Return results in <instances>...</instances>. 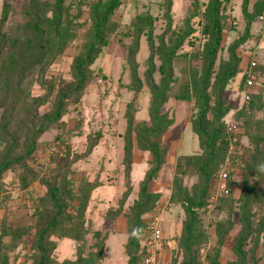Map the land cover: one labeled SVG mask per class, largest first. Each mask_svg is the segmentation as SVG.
<instances>
[{"label":"rangeland","instance_id":"1","mask_svg":"<svg viewBox=\"0 0 264 264\" xmlns=\"http://www.w3.org/2000/svg\"><path fill=\"white\" fill-rule=\"evenodd\" d=\"M30 1L0 0V15L7 2L15 10L9 21L0 27V34H21L18 11L29 6ZM211 1L123 0L108 17L102 33L109 43L90 66L94 76L83 96L78 103L71 102L64 117L41 134L36 151L30 156V168H37L45 179L34 181L27 189L13 171H7L0 180V190L5 192L4 195L0 193V231L4 225L30 226L13 251L11 264L32 263V245L38 230V218H33V214L45 215L53 208L48 185L43 183L47 177L68 196L72 206L68 211H73L79 203L78 197L84 191L82 181L97 183L83 212L86 229L83 239L54 236L58 243L52 255L54 263L62 264L80 256V264H128L126 245L136 225V203L141 185L154 163L151 153L138 149L136 144L130 167L123 162L127 129L124 115L133 95L131 86L139 84L134 73L136 68L142 88L138 90L134 125L149 121L152 97L151 81L147 78L151 68L149 61L155 65L154 84L161 85L170 75L163 76L160 71L159 49L168 53L174 51L168 100L162 108L174 122L160 138L167 152L148 190L161 194L158 205L163 207V257L170 264H180L186 256L184 241L188 222L183 199L186 195L196 199L203 188L199 167L200 161L204 162L200 156L203 150L192 129V121L200 109V93L204 90L214 95L217 90L214 86L216 73L230 60V48L237 40H243L236 49L238 71L221 93L226 105L232 107L223 118L228 147L225 154V145L221 144L224 148L220 146L218 156L207 166L208 187L212 189L222 164L227 160L231 162L234 170L232 192L227 197H220L217 206L209 201L206 210H197V247L200 264H211L214 257L218 258L219 264L237 260L234 248L244 234L243 217L246 215L252 229L244 246L247 264H264V160H260L264 152V142L260 140L264 138V22L260 20L264 14V0H250L246 17L242 12L243 0H220L223 41L211 84L206 89L203 52L209 42L205 28ZM48 2L53 4L56 0ZM107 3L108 0H64L62 28H71L74 37L52 61L49 58V63L34 70L31 94L43 100L38 107V116L53 110L60 86L73 82L74 60L86 52L93 38V9L99 7L98 12H101ZM48 14L52 16L53 12ZM139 16L153 17L155 47L152 51L146 22V32L140 38L139 47L131 53V49H135V23ZM177 44L180 45L175 48ZM249 71L256 76L252 86L245 83ZM51 78L56 81L55 90L50 98H46L47 81ZM208 116L214 120L212 112ZM98 135V144L88 155L89 137ZM54 144L56 151L51 154L49 149ZM2 145L0 140V149ZM70 178L69 184L74 182V187L69 189L65 184ZM246 179L254 187L247 205ZM109 209H113V215H107ZM148 215L152 213L142 217L144 222Z\"/></svg>","mask_w":264,"mask_h":264},{"label":"trees","instance_id":"2","mask_svg":"<svg viewBox=\"0 0 264 264\" xmlns=\"http://www.w3.org/2000/svg\"><path fill=\"white\" fill-rule=\"evenodd\" d=\"M122 1L108 0L107 5L101 12H98L99 7L93 9V18L95 20L93 38L86 52L74 60V80L67 85L59 87L53 110L45 113L41 117L38 116V107L42 104L41 102L43 100L31 94V86L35 82V77H33L34 70L39 66H44L46 63H49V58L52 61L74 37L71 28H62L63 8L65 6L64 0H56L53 4H50L48 0H31L29 6L21 7L18 11L20 15L19 29L21 34H15L13 36L7 33L0 34V110L2 112L0 113V140L3 143L0 149V180L7 171H13L20 176V184L27 189L34 181L40 180L45 176L44 174L41 175L37 168H30V156L35 153L37 141L41 134L49 126L55 125V123L64 117L71 102L78 103L83 96L86 86L94 76L90 66L99 57L102 48L109 43V39L102 31L108 21V17L120 7ZM249 4L250 0H243L242 12L245 17L249 14ZM220 6V0H212L206 13L207 25L205 31L209 35V42L203 52V66L207 78L206 89L211 84L218 52L222 47L224 25ZM49 11L53 12L52 16L48 14ZM14 13L15 10L12 8L11 3H5L0 15V27L6 24L9 21L10 15ZM146 22L149 25H147L149 28L147 33L148 41L152 51L154 50L155 43L152 35L153 17L147 16L146 19L145 16H139L135 23V49H131V53H135L137 51L136 48L139 47L140 38L146 32ZM242 41H235L234 45L230 48V60L221 66L222 68L220 67L218 73H216L214 86L217 87V90H215L214 95L205 93L203 90L198 98L200 109L192 121V129L198 135L203 150L200 156L204 159V162L200 161L199 165L203 188L197 194L196 199H190L187 195L183 199V204L188 215V222L186 224L184 241L186 256L180 264H200L199 248L197 247L198 240L196 238L198 226L197 210L200 208L206 210L207 203L211 197L212 189L208 187L210 182V175L207 170L208 163L218 156L217 151L221 144L225 145V154L228 147V138L224 133L223 118L232 110V107L231 105H226L221 93L236 76L239 64L236 49ZM179 45L177 44L175 48L177 46L179 47ZM173 56L174 51L168 53V51L163 52V50L161 51L159 49V57L162 61L159 67L160 71L163 73V76L170 74L168 76L169 78L163 81L161 85L154 84L153 73L155 71V65L151 60L149 61L151 68L147 74V78L151 81L150 88L152 93L149 109L150 119L148 122L142 124L136 123L135 125L138 90L142 88V81L138 77L136 68H134V73L137 78L136 82L139 84L131 86L133 95L126 105L124 116L127 121V129L124 134L123 162L130 167L133 159L134 145L136 144L138 149L151 153L153 156L152 163L154 165L146 174V178L140 188L139 199L136 203V225L126 245V253L129 256L128 264H141L143 253L140 243L145 231V222L142 217L146 214L153 213L160 203L161 194L150 192L148 187L160 170L167 152L166 147L161 145L160 138H162L174 122L173 119L162 111L164 104L168 100V82L173 73L171 62ZM250 72L247 73L245 83H247ZM53 79L51 78L47 81L48 92L45 94L46 98H50L53 90H55L56 81ZM180 98H184V96H180ZM209 112L213 113L214 120L209 118ZM91 137H89L87 148L88 155L92 153L94 147L98 144L100 135ZM260 140L264 142V138ZM221 147L224 148L223 146ZM260 160H264V152L261 154ZM233 176L234 170L232 169L226 183L230 190L229 194L220 197H227L231 194V179ZM70 180L71 178L65 184L69 189L70 187H74V182L70 186ZM82 182L84 183L82 187L84 191L78 197L79 203L73 211H68L69 207H72L68 201V196L61 192L59 185L55 181H51L48 177L44 180L43 183L48 185V193L53 203V208L48 214L45 213V215L33 214V218H38L36 225L38 230L36 231L32 245L34 256L31 264H55L52 255L58 243L53 238L54 236H68L78 241L83 239L86 231L83 212L86 210L87 204L89 203L88 198H90L92 191L97 187V183ZM253 189L254 187L247 180L245 183V205L248 204ZM0 193L5 194L3 190H0ZM220 197L218 201H220ZM218 201L213 204L217 206ZM109 214L113 215V209L108 210L107 215ZM243 221L244 234L237 241V246L234 248L237 260L231 261L229 264H247L244 246L246 240L250 237L252 229L251 222L246 215L243 217ZM260 225L263 224L261 223ZM29 230L30 226L14 228L4 225L0 231V264H11L13 251L15 252L22 237ZM81 261L82 259L79 256L75 260H66L62 264H80ZM211 264H219L218 258H211Z\"/></svg>","mask_w":264,"mask_h":264},{"label":"built area","instance_id":"3","mask_svg":"<svg viewBox=\"0 0 264 264\" xmlns=\"http://www.w3.org/2000/svg\"><path fill=\"white\" fill-rule=\"evenodd\" d=\"M260 20L264 22V14L260 16ZM262 37L264 38V31ZM100 80L103 81V78ZM255 80V74L250 72L247 78V85L252 86ZM49 151L53 154L56 151L55 145L51 146ZM232 169L233 168L231 167V162L229 160L222 164L218 171L215 185L212 188L210 197L211 203H216L220 196L229 194L230 190L226 183ZM162 208V206L158 205L152 215H148L145 221V231L141 237L140 243L141 251L143 253L141 264H169L165 261L162 252V245L164 241Z\"/></svg>","mask_w":264,"mask_h":264}]
</instances>
